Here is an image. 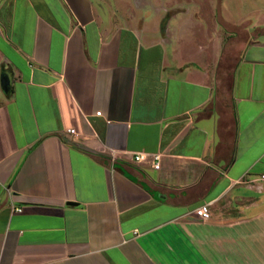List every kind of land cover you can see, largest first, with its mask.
Masks as SVG:
<instances>
[{"label": "crops", "instance_id": "obj_1", "mask_svg": "<svg viewBox=\"0 0 264 264\" xmlns=\"http://www.w3.org/2000/svg\"><path fill=\"white\" fill-rule=\"evenodd\" d=\"M154 2L0 0V264H231L260 245L264 13L237 15L218 78L234 35Z\"/></svg>", "mask_w": 264, "mask_h": 264}, {"label": "rangeland", "instance_id": "obj_2", "mask_svg": "<svg viewBox=\"0 0 264 264\" xmlns=\"http://www.w3.org/2000/svg\"><path fill=\"white\" fill-rule=\"evenodd\" d=\"M161 1L168 3V0H155L154 3ZM171 2V5H173V8L175 7L174 9H176V11L184 13L188 8H191V11L196 13L195 15L200 13L203 18L205 17L204 19L207 21V23L209 21V24L212 26H214V23L217 26L218 23L224 33L228 34L229 36L230 33L234 35V38L229 39L227 38L228 36H226L223 40L224 50L221 53L218 63V78L222 76V68L226 67L228 63L235 61L237 54L240 53L242 44L246 40V38H244V36H246L245 30L248 28L249 23L243 22L239 25L237 15H239L240 18L241 15L244 16L248 12H258L260 14L264 13V0H171ZM146 3H150V0H146ZM236 20L238 21L234 22ZM199 32L200 31L197 30L196 33L198 34ZM207 62L208 65L212 66L208 59ZM203 64V66H206L207 71L212 72L211 68L206 62ZM255 239L260 243V245L255 244L254 250L252 249L254 254L252 253L251 257L247 259L244 258L239 259V261H232L231 264H264V230L257 234Z\"/></svg>", "mask_w": 264, "mask_h": 264}, {"label": "built area", "instance_id": "obj_3", "mask_svg": "<svg viewBox=\"0 0 264 264\" xmlns=\"http://www.w3.org/2000/svg\"><path fill=\"white\" fill-rule=\"evenodd\" d=\"M100 115H101L100 112L96 113V116H100ZM69 133L70 134H74V131H69ZM147 160H148L147 156L141 155V154L135 155V157H134V162L136 164L145 163ZM150 162L152 163L153 169H159V165H158L159 157L158 156L151 157V161ZM261 178H262V180H264V175ZM15 211L16 212H21V209H16ZM200 212H201L202 219L208 220L210 218V214H209L207 205L202 206L200 208Z\"/></svg>", "mask_w": 264, "mask_h": 264}, {"label": "water", "instance_id": "obj_4", "mask_svg": "<svg viewBox=\"0 0 264 264\" xmlns=\"http://www.w3.org/2000/svg\"><path fill=\"white\" fill-rule=\"evenodd\" d=\"M1 86H2V89L5 88V86H4V81L1 82Z\"/></svg>", "mask_w": 264, "mask_h": 264}]
</instances>
